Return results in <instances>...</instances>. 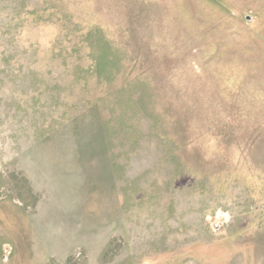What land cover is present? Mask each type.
Returning <instances> with one entry per match:
<instances>
[{
  "label": "rangeland",
  "instance_id": "1",
  "mask_svg": "<svg viewBox=\"0 0 264 264\" xmlns=\"http://www.w3.org/2000/svg\"><path fill=\"white\" fill-rule=\"evenodd\" d=\"M0 264H264V0H0Z\"/></svg>",
  "mask_w": 264,
  "mask_h": 264
},
{
  "label": "built area",
  "instance_id": "2",
  "mask_svg": "<svg viewBox=\"0 0 264 264\" xmlns=\"http://www.w3.org/2000/svg\"><path fill=\"white\" fill-rule=\"evenodd\" d=\"M219 225H220L219 223H216V224H215V228H218V227H219Z\"/></svg>",
  "mask_w": 264,
  "mask_h": 264
}]
</instances>
